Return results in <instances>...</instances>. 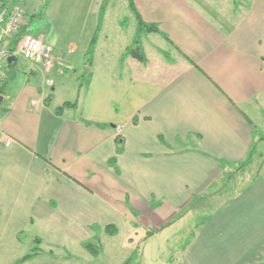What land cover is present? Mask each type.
Wrapping results in <instances>:
<instances>
[{
	"label": "crops",
	"instance_id": "obj_1",
	"mask_svg": "<svg viewBox=\"0 0 264 264\" xmlns=\"http://www.w3.org/2000/svg\"><path fill=\"white\" fill-rule=\"evenodd\" d=\"M134 2L161 34L142 35L144 63L128 52L138 31L126 49L127 70L117 71L121 101L133 104L125 121L110 125L101 113L81 114L80 98L58 80L57 64L78 53L74 43L68 54L51 49L56 66L49 73L41 62L0 63V264H15L36 248L24 264H84L68 252L57 258L54 249L68 251L69 242L85 249L107 226L124 218L135 223L147 212L151 226H159L156 235L176 222L160 225L162 208H186L182 222L199 208L196 199L223 203L195 226L173 264L264 260V172L236 195L224 184L255 144V161L264 149V0ZM91 42L83 56L88 72L94 63L87 56L99 44L91 53ZM115 70L101 75L115 77ZM74 100L75 109L56 113ZM117 137L125 140L120 175L108 165Z\"/></svg>",
	"mask_w": 264,
	"mask_h": 264
},
{
	"label": "rangeland",
	"instance_id": "obj_2",
	"mask_svg": "<svg viewBox=\"0 0 264 264\" xmlns=\"http://www.w3.org/2000/svg\"><path fill=\"white\" fill-rule=\"evenodd\" d=\"M104 3L105 0H9L8 6L20 5L24 9L28 21L30 20V34L46 40V46L50 49L68 54L70 44L78 46V53L71 57L69 62L64 60L57 64V69L62 75L56 77L66 85V90L72 88L73 94L70 97L80 98L81 114L101 113L102 119L110 121V125H116L118 121L129 119L133 111V104L128 101L130 98L121 101L124 93L118 91L120 74L117 71L127 70L126 49L131 47L138 25L127 0H107L106 18L103 20V29L99 30L100 15L96 12ZM95 36L99 44L95 53L87 56L94 63L93 71L88 72L83 56L86 51L88 52L89 44ZM20 60L22 62V58ZM111 66L116 68L115 77L112 74L110 77L101 75L104 68L107 71ZM124 79L123 77L121 84L128 83V80ZM77 102L75 101L76 104ZM97 103L98 109L94 110L93 107ZM257 138L260 139L261 135L258 134ZM257 166H260L258 171ZM248 168H237L239 170L237 173L233 172L232 177L225 176L224 184L228 191L236 195L253 177L264 172V149L261 157L254 160L252 168ZM198 200H195L193 206L198 204L199 208L189 219L182 222H179L180 217L184 215L186 208H175L169 212L167 207L162 208V213L157 214V220L162 219L161 222L158 221L160 225L165 221L176 222L171 228L156 235H153V231L155 232L159 226L154 224L151 226L150 214L147 212L137 217L135 223L126 218L118 222L116 236H110L107 232L98 233L95 240L89 241L88 243L99 249L98 257L72 242H69L72 246L68 251L55 248V257L58 258L68 252L75 260L84 264H125L130 258L131 264H170V261L184 257V248L192 241L195 226L207 222L223 203L222 200L217 202L214 200L215 202L209 201L210 204H204ZM150 206L148 202L146 209L149 210ZM134 228H140V231ZM42 249L47 252L44 246Z\"/></svg>",
	"mask_w": 264,
	"mask_h": 264
},
{
	"label": "trees",
	"instance_id": "obj_3",
	"mask_svg": "<svg viewBox=\"0 0 264 264\" xmlns=\"http://www.w3.org/2000/svg\"><path fill=\"white\" fill-rule=\"evenodd\" d=\"M8 1L9 0H1L0 1V13H8L10 12L14 7L16 6H20V5H15L13 7H9L8 6ZM128 1V4H129V8L130 10L132 11L133 14H135L136 18H137V22H138V34H137V37L135 39V42H134V45L128 50L129 54L137 59L138 61L140 62H145L146 61V57H145V54H144V50H143V45H142V35L145 33V34H152V33H158V34H161L160 30H159V27L157 25H154V24H148L146 22H144V20L142 19V17L140 16L137 8H136V5H135V2L134 0H127ZM107 0H105V3L102 5L101 7V13H100V18L103 19L104 18V15H105V12L107 10ZM47 7L49 6L46 5ZM27 15V13H26ZM34 17V16H33ZM32 17V18H33ZM29 26H30V20L26 23H24L23 27H21L15 34V36L13 37L12 41H11V45H10V50L12 52H14L16 49H17V46L18 44L20 43V41L25 37L27 36L28 34H30V30H29ZM166 39L167 36H166ZM96 43H97V37L95 36L93 39H92V42H91V46H90V52L92 53L95 46H96ZM52 101V98L49 97L48 100H47V103H51ZM77 107V104L76 103H66L64 104L63 107H60L56 110V113L58 115H61L65 112V110L67 109H75ZM101 128H106V126H100ZM116 145H117V150H116V156L111 158L108 162V165L114 169L115 173L117 175H120L121 174V171H120V168L118 166V159H117V156L118 155H121L124 150H125V140L124 138L122 137H117L116 139ZM257 145L258 144H255V146L253 147V149L251 150L249 156L247 157V159L242 162L241 164H239L237 166V168H252V165L254 164V158H255V154H256V151H257ZM251 165V166H250ZM221 166L223 169H225L228 165L225 163V162H221ZM235 170V173H237V169ZM248 168V169H249ZM204 199V198H202ZM201 199V200H202ZM199 201V200H198ZM164 228H162L163 230ZM106 232L110 235V236H115L117 235V228L116 226H113V225H109L106 227ZM38 243V241H37ZM85 249L91 253L93 256H98L100 254V251L99 249L94 246L93 244L91 243H87L84 245ZM187 247V245L185 246ZM38 254V248H36L33 252V254H30V255H27L19 260H17L15 262V264H24L26 261H28L29 259L33 258L34 256H36ZM131 260L132 258H130L125 264H131ZM171 264L174 263V260L173 261H170ZM261 264H264L261 263Z\"/></svg>",
	"mask_w": 264,
	"mask_h": 264
},
{
	"label": "built area",
	"instance_id": "obj_4",
	"mask_svg": "<svg viewBox=\"0 0 264 264\" xmlns=\"http://www.w3.org/2000/svg\"><path fill=\"white\" fill-rule=\"evenodd\" d=\"M25 16L26 13L20 6L14 7L8 13H0V63L15 56L27 62H41L45 71L49 73L55 67L56 58L53 51L39 37L28 34L20 41L14 52L10 50L11 41L16 32L23 27ZM2 68L3 65L0 64V76Z\"/></svg>",
	"mask_w": 264,
	"mask_h": 264
},
{
	"label": "water",
	"instance_id": "obj_5",
	"mask_svg": "<svg viewBox=\"0 0 264 264\" xmlns=\"http://www.w3.org/2000/svg\"><path fill=\"white\" fill-rule=\"evenodd\" d=\"M17 59H18L17 57H10L9 61L17 60Z\"/></svg>",
	"mask_w": 264,
	"mask_h": 264
}]
</instances>
